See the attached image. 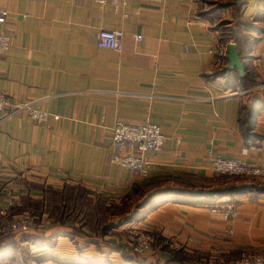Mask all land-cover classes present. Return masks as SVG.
Wrapping results in <instances>:
<instances>
[{
    "label": "crops",
    "instance_id": "1",
    "mask_svg": "<svg viewBox=\"0 0 264 264\" xmlns=\"http://www.w3.org/2000/svg\"><path fill=\"white\" fill-rule=\"evenodd\" d=\"M227 1L0 0V10L8 13L0 33L10 37L9 51L0 54V95L15 103L39 101L36 107L52 115L40 125L25 113L5 120L0 114V225L6 216L32 213L33 204L66 187L109 200L127 197L135 185L144 191L176 189L183 193L165 195L127 226L155 238L153 250L137 260L221 264L263 252L264 194L239 196L236 216L228 220L191 195L226 185L209 181L217 159L264 168V0H245L239 9L218 7ZM236 18L262 32L236 44L243 75L229 69L227 60L234 41L224 34ZM222 21L228 28L218 27ZM101 30L121 32L120 53L97 48ZM116 121H149L165 136L143 181L110 162ZM257 181L262 186L264 178ZM8 192L20 206L8 204ZM45 209L35 213L44 216ZM118 233L102 234L104 246L59 242L65 249L53 253L47 238L34 239L41 245L30 256L39 259L31 262L86 264L84 257L107 256L109 264H131L110 249L120 243ZM21 238L0 236V248L32 243ZM1 254L26 264L15 249Z\"/></svg>",
    "mask_w": 264,
    "mask_h": 264
},
{
    "label": "rangeland",
    "instance_id": "2",
    "mask_svg": "<svg viewBox=\"0 0 264 264\" xmlns=\"http://www.w3.org/2000/svg\"><path fill=\"white\" fill-rule=\"evenodd\" d=\"M229 1H231V0H229ZM229 1H227V2H229ZM242 4L243 3H241L240 5H242ZM236 5H237V1H236ZM7 15H8V13H7ZM235 22H237V18H236ZM228 24H229L228 21H222L218 24V27L226 29V28H228L227 27ZM234 25L235 24H233L232 26H234ZM249 31L252 32L253 30L250 29ZM253 33H255V32H253ZM0 96H3V95H0ZM3 97L9 99V102L12 106L22 105V104H26V103H32L33 108H35L37 110H41V109L36 107V105L39 101L33 100V101H25V102L15 103V102H12L11 99L7 96H3ZM41 111H44V110H41ZM44 112H46V111H44ZM22 113H25V112L18 113L17 115L22 114ZM46 113H48V112H46ZM0 114L2 116L1 112H0ZM17 115H15V116H17ZM49 115L52 116L51 114H49ZM12 117H14V116H12ZM9 118H11V117H9ZM5 119H8V118H2V120H5ZM35 123L40 124V125L45 124V123L41 124L38 122H35ZM149 175H150V173H149ZM149 175L146 178H136V177H133L132 175L131 176L133 178H136V179L143 181V180L147 179L149 177ZM212 177L213 178L210 179L209 181L215 182L214 184H220L221 183L223 185H225V184L226 185L223 186V188L213 189V190H209L207 192H202V193L223 191L226 193H224V196L220 197V200H218V201H221V199H223V198H228L227 199L228 201H223V202H217L216 201V203L214 205H216L218 203H230L235 208V203L233 201L235 199H232V201H231V198H233L234 196H237L236 191H233V190H235V188L240 187L241 185L247 186V187L252 186L255 188L256 187H260V188L264 187V183H260V185H262V186H259V182L257 181L256 177H247L246 178L243 176L229 177V176H216V175H213ZM76 188L77 187L67 188V191L65 193H63L65 195V202H66V207H67L66 210L64 209L62 211L61 210V207H63L62 202H60L59 199L57 200V199H54V197H52L54 195L57 196L60 193L50 194L49 195V199H50L49 202H50L51 208H49L46 211L47 212L46 215L43 216L42 214H31V213H29V214L18 215V216H14V215L13 216L12 215L6 216V218L3 220V223L0 226V230L2 229V231H0V232L12 233L13 235L20 236V237H22L21 238L22 241L26 240L24 237H28L30 239L34 238V239L41 240V241H44V239L47 238L45 240L47 242V245H49V247L47 249H48V251H50V253H53V251H60L61 249H63V250L65 249L63 246L59 245L60 244L59 242H68V243L70 242V244L73 245V246L71 245V247H73V248H75L77 246L78 242H82V240H84V243H83L84 245H87V244L93 245V244L98 242L101 246H104L105 241L104 242L100 241V239L102 240V236H103L101 229L104 228V229H106V232L103 233L104 236H109V237L112 236L113 238H117V236L119 234L118 232H121L120 236L122 238L118 237V240L120 243L112 244L113 248H110V249L120 250V252L124 251L123 252L124 254L126 251L130 255L132 254L135 257L136 256H143L147 252L153 250L154 244H155L154 236L150 232H146V231H143V230H140L137 228L131 229L130 227H127V226H130L131 224L138 222V220L141 219L147 211L153 209L157 205V202H159V200L162 197H164L165 195H169V194H172V195L176 194L178 191L176 189H170V190H165V191H160V192H156V191L149 190V189L147 191H144V188L137 187L135 185L132 192L127 197H123L120 200H109V199L104 200L103 199L104 200L103 201L102 199L99 200L97 198L96 194L90 193L86 190H79ZM158 193H160V194H158ZM8 194H11L13 196V194L11 192H8ZM231 194H234V196H230ZM13 197L16 198V196H13ZM73 197L82 198V200H83L82 203H80L79 206L76 205V203H74L71 200ZM237 198H239V197H236V199ZM66 199H67V201H66ZM17 201H18V199H17ZM55 202H56V204H55ZM19 203L20 202L18 201V204H16L15 206H20ZM82 204L84 205V211H86V212H88L89 208H90V210L93 209V208H91L92 206H96V209H98L99 214H97V213L93 214L92 212L89 211L90 213L87 214L86 216L82 215L83 209H81V210L79 209V208H83ZM214 205L208 206L209 209L212 208ZM76 206H78V207H76ZM11 207H14V206H11ZM96 209H95V211H97ZM23 216L35 217L36 218V228H34L33 230H31L30 232L25 233V234L7 231V222L9 220L17 219V218L23 217ZM134 218H135V220H134ZM136 218H138V219H136ZM105 227H107V228H105ZM104 229H103V231H104ZM25 235H27V236H25ZM142 236L149 237L150 241H151V247L149 248L148 251H146L143 254L137 253L134 251V248L137 247L138 239L141 238ZM28 238H27V240H28ZM77 240H78V242H77ZM115 241L113 240V242H115ZM27 243L28 242L26 241L23 245L20 244V245L16 246L15 252L17 253L16 254L17 256H15V257L19 260V255H20L23 258L22 260H24V262L26 264H32L31 261L34 260V257H30V256H32V254L39 253V252H37L39 249L38 246L41 244L39 243V244L35 245L33 242L29 243V244H27ZM105 246H106V243H105ZM122 246H124V247H122ZM56 248H58V250H55ZM98 248H101V247L99 246ZM259 254L260 255L264 254V251L261 253H258V254L241 253L237 257L231 258V259H229V260H227L221 264H226L227 262L235 261L236 259H240L244 255L245 256H257ZM36 257H38V256H36ZM102 259L106 260L107 256H105ZM109 262H110L109 259H107V261H105V264H108ZM141 262L143 263V261H141ZM0 264H15V263H13V261L10 259L9 260H1L0 259Z\"/></svg>",
    "mask_w": 264,
    "mask_h": 264
},
{
    "label": "built area",
    "instance_id": "3",
    "mask_svg": "<svg viewBox=\"0 0 264 264\" xmlns=\"http://www.w3.org/2000/svg\"><path fill=\"white\" fill-rule=\"evenodd\" d=\"M97 4H105L108 0H89ZM7 18V12L0 10V24H4ZM137 37V40H140ZM96 46L100 49L111 50L116 53L122 51L121 32L117 30H101L97 34ZM10 49V37L8 34L0 33V54H5ZM0 112L2 118H9L18 113L25 112L29 118L41 124H44L51 117L48 113L33 108L32 103L12 106L9 99L0 96ZM58 116H53L58 120ZM110 162L121 169L128 171L133 177L146 178L150 173L152 154H158L162 151L165 141L159 125L144 121L140 124H128L116 121L110 129ZM211 174L216 176H243L264 178V168L254 167L240 159H217L209 168ZM14 196V195H13ZM7 194V202L10 206L18 204L17 198ZM215 216L228 220L236 216V210L230 203H218L210 208ZM36 228V218L33 216H23L17 219H11L7 222V231L16 233H28ZM2 231V229L0 230ZM151 247L150 238L142 236L137 241V247L134 251L145 253ZM245 256V255H244ZM242 256L235 261L226 264H264V254L257 256Z\"/></svg>",
    "mask_w": 264,
    "mask_h": 264
},
{
    "label": "trees",
    "instance_id": "4",
    "mask_svg": "<svg viewBox=\"0 0 264 264\" xmlns=\"http://www.w3.org/2000/svg\"><path fill=\"white\" fill-rule=\"evenodd\" d=\"M236 1L237 0H231V1H229V2H226V3H221V4H219L218 5V7H227V6H230V5H234V6H237V9H239L240 7H241V5H236ZM253 30L252 32L251 31H249V30ZM226 34H224L225 36H227L228 37V39L231 41H234V43H235V45L237 44V45H239V43H241V40L242 41H244V40H246L247 38H250L253 34H255V35H257V34H259V33H262L261 32V30L258 28V27H256L255 25L254 26H252V24H251V22L249 21V20H247V19H239L236 23H235V25L233 26V27H230L229 29H227L226 30ZM253 32H255V33H253ZM254 37V36H253ZM253 39V38H252ZM236 45V46H237ZM67 188H70V187H66L59 195H54V196H52V197H54V199H59L60 200V202H62V204H63V207H61V210L63 211L64 209L66 210L67 209V207H66V202H65V195L63 194V193H65L66 191H67ZM74 189V188H73ZM76 189H79V190H82L81 188H76ZM233 191H236V194H237V196H234V194H231L230 196H234L233 198H231V201H232V199H235V200H233L234 201V203H236V201H237V199H236V197H239V196H244V195H246V194H252V195H258V194H264V187L263 188H260V187H252V186H243V185H241L240 187H237V188H235V190H233ZM162 193V192H161ZM181 193H183L181 190H178L177 191V193L176 194H178V195H180ZM224 193H226V192H223V191H218V192H209V193H202L201 191H199V192H195V193H192L191 195H192V198H200V199H202V200H200L201 201V204L202 205H204V204H206V205H208V206H212V205H214L215 203H216V201H218V200H220V197H222V196H224ZM158 194H160V193H158ZM59 196V197H58ZM97 198L99 199V200H105V198H103V197H100V196H97ZM74 203H76V205H80V203H82V198H79V197H73L72 199H71ZM103 200V201H104ZM50 199H49V196L47 197V199H44L43 201H40V203H35V204H33V206H34V210H33V212L35 213H38V212H40V207L42 206V207H44L45 206V210L47 211L49 208H51V205H50ZM66 201H67V199H66ZM230 201V200H229ZM72 202V203H73ZM232 203V202H231ZM55 204H56V202H55ZM78 206H76V207H78ZM74 207V206H73ZM82 207L83 208H79L80 210L81 209H83V214L82 215H84V216H86L87 214H89L90 212H92L93 214H99V212H98V209H96V206H92L91 208H93V209H91L90 210V208H89V210H88V212H86V211H84V205L82 204ZM95 209L97 210V211H95ZM90 211V212H89ZM150 211V210H149ZM31 213V214H34V213ZM35 213V214H36ZM148 213V211L144 214V216L141 218V219H139L138 221H140V220H142L144 217H145V215ZM11 215V214H10ZM136 219H138V218H136ZM127 220V219H126ZM129 220V219H128ZM134 220H135V218H134ZM95 222V221H94ZM98 224V223H97ZM96 225V224H95ZM1 226V225H0ZM105 228H107V227H105ZM104 229V228H103ZM103 229H101L102 230V234L103 233H105L106 232V229H104V231H103ZM13 236V234L12 233H4V232H0V236H5V237H10V236ZM104 235V234H103ZM35 245H37V244H41V242H39V241H35L34 240V238L31 240ZM13 246H14V244L10 247H1V248H5V250H1V248H0V259L1 260H5V257L4 256H6V254H1V252L2 251H6L7 249L8 250H11L12 251V249H15V248H13ZM124 252V251H123ZM122 252V254H123V256H124V258H126V260H128L129 262H131V264H143L141 261H139V260H137L136 258H135V256H133V257H131L130 256V254L128 253V252H126L125 251V254ZM39 258H34V260H38ZM33 260V259H32ZM82 260L86 263V264H105V261H107V259L105 260V259H101V260H90V259H87V258H82ZM110 263V262H109ZM108 263V264H109Z\"/></svg>",
    "mask_w": 264,
    "mask_h": 264
},
{
    "label": "water",
    "instance_id": "5",
    "mask_svg": "<svg viewBox=\"0 0 264 264\" xmlns=\"http://www.w3.org/2000/svg\"><path fill=\"white\" fill-rule=\"evenodd\" d=\"M243 2L244 0H237V5H240ZM227 60L229 69L237 70L239 75H243L244 68L235 43H231L228 46Z\"/></svg>",
    "mask_w": 264,
    "mask_h": 264
}]
</instances>
